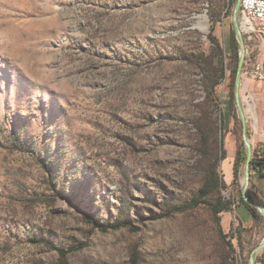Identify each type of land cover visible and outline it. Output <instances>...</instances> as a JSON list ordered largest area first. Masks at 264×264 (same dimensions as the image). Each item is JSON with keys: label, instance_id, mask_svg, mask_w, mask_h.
<instances>
[{"label": "rangeland", "instance_id": "374dc122", "mask_svg": "<svg viewBox=\"0 0 264 264\" xmlns=\"http://www.w3.org/2000/svg\"><path fill=\"white\" fill-rule=\"evenodd\" d=\"M234 1L0 0V264H249L264 216L214 207L243 195L245 134L264 149V81L241 76L244 124L230 64L213 94L201 72ZM199 127L226 152L219 192Z\"/></svg>", "mask_w": 264, "mask_h": 264}, {"label": "trees", "instance_id": "16d2710c", "mask_svg": "<svg viewBox=\"0 0 264 264\" xmlns=\"http://www.w3.org/2000/svg\"><path fill=\"white\" fill-rule=\"evenodd\" d=\"M237 43V38L235 35V30L233 29L231 32V39H230V52L226 49H223L220 42L216 39L212 41V50L204 59V64L201 67V72L203 74V84L205 89L209 92V94H213L215 92L217 86L221 83V81L226 77V70L228 65L230 64L232 69V78L235 80L238 65H239V52L236 50V46L233 43ZM228 55L231 58V62L227 63L226 59ZM217 104L221 108V113H223V119L225 120V112L224 106L222 102L219 101ZM229 109L228 112L232 113V107H234V93H231L229 99ZM200 135V143L204 146V153L207 158L211 161V168L209 172V182L205 189V191H220V187H226L222 176L218 170L220 165V161L224 160L226 156V152L223 150L222 143L220 145L210 144V137L202 127L198 129ZM220 146L221 152L218 153V148ZM247 159L246 150L245 148H238L235 162H234V178L237 179L239 172L241 170V166L243 165L244 161ZM259 167L260 170L264 167V149H260L255 151V156L252 159L251 168ZM249 197L256 201V202H263L262 198L258 195L257 191L249 188L248 190ZM240 205L246 206L252 215L254 221H258L261 219V213L259 212L258 208L250 202L245 201L243 195L236 198H224L220 195L219 201L216 203L214 207V213L218 214L219 212L223 211H231L237 210V207ZM85 219L92 224L94 227L98 228L101 231H109V230H117L120 228L128 227L133 229V224L131 221L128 220H117V221H102L96 218L94 215L90 213H85ZM242 222V220H241ZM62 254H65L61 248H57Z\"/></svg>", "mask_w": 264, "mask_h": 264}, {"label": "built area", "instance_id": "2783aa9c", "mask_svg": "<svg viewBox=\"0 0 264 264\" xmlns=\"http://www.w3.org/2000/svg\"><path fill=\"white\" fill-rule=\"evenodd\" d=\"M240 14L241 25L245 33L253 41L251 54H248L244 61L242 75L258 81H264V47L262 44L261 52L255 55L258 47L254 43L257 37H260L262 42L264 40V0H241Z\"/></svg>", "mask_w": 264, "mask_h": 264}, {"label": "water", "instance_id": "95a60500", "mask_svg": "<svg viewBox=\"0 0 264 264\" xmlns=\"http://www.w3.org/2000/svg\"><path fill=\"white\" fill-rule=\"evenodd\" d=\"M240 3L241 0H235L234 1V8H233V25H234V30L236 32L237 38L241 42L242 45V51L240 54V60H239V65H238V70L235 78V97L237 101V106L239 113L242 117V120L245 124V116H244V109L242 106V103L239 98V89H240V84H241V76H242V71L244 67V61H245V45L242 42V34H241V29H240ZM245 143L247 145V161H246V173H245V183L243 185L242 193L245 201L252 203L255 205L261 215L264 216V204H261L259 202H256L252 200L249 195H248V188L250 184V178H251V163H252V150H251V144L249 142L248 137L245 134ZM264 247V242H262L259 246H257L251 253L249 264H257V254L261 248Z\"/></svg>", "mask_w": 264, "mask_h": 264}, {"label": "crops", "instance_id": "0c3cea01", "mask_svg": "<svg viewBox=\"0 0 264 264\" xmlns=\"http://www.w3.org/2000/svg\"><path fill=\"white\" fill-rule=\"evenodd\" d=\"M249 187L256 190L258 195L262 199H264V167L261 170L259 167L251 168V178ZM241 206L243 205H240L239 207ZM253 222L255 221L253 220V218L248 216V214L244 216V224L248 223L252 225ZM257 264H264V256L260 258V262H258Z\"/></svg>", "mask_w": 264, "mask_h": 264}, {"label": "bare ground", "instance_id": "6f19581e", "mask_svg": "<svg viewBox=\"0 0 264 264\" xmlns=\"http://www.w3.org/2000/svg\"><path fill=\"white\" fill-rule=\"evenodd\" d=\"M263 47H264V40H263ZM257 107V106H256ZM249 110L250 111H252L253 112V116H254V118H255V120L257 121L258 120V115H257V111H256V108H255V105L253 104V105H250L249 106Z\"/></svg>", "mask_w": 264, "mask_h": 264}]
</instances>
